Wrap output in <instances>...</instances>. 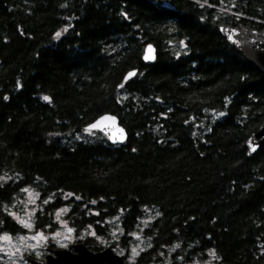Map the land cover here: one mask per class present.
<instances>
[{"label": "trees", "instance_id": "obj_1", "mask_svg": "<svg viewBox=\"0 0 264 264\" xmlns=\"http://www.w3.org/2000/svg\"><path fill=\"white\" fill-rule=\"evenodd\" d=\"M226 24L264 29V0H0V231L22 232L8 206L35 188L36 226L67 206L90 249L153 212L134 264H264V144H245L264 75ZM107 113L123 144L86 129Z\"/></svg>", "mask_w": 264, "mask_h": 264}, {"label": "rangeland", "instance_id": "obj_2", "mask_svg": "<svg viewBox=\"0 0 264 264\" xmlns=\"http://www.w3.org/2000/svg\"><path fill=\"white\" fill-rule=\"evenodd\" d=\"M47 201L49 200L41 198L35 188H25L14 196L8 206V212L22 226V232L12 234L0 231V264H32L28 262L27 256L44 258L47 246L68 249L69 247L66 248L68 244L80 242L84 233H77L67 223L65 218L68 211L67 206H60L50 214V219H52L50 225L46 224L42 228L36 226V213L43 210V204ZM153 215V212H148L146 218L144 217L138 228L129 234L124 244L119 241L121 231L117 220L110 222L111 237L109 239L98 238L97 241L101 243L102 247H109L115 254L122 256L125 262L134 264L137 256L148 246V240L142 232L144 225L152 219ZM178 257L180 258L176 262L168 260L164 264H217L211 252H207V256L203 260Z\"/></svg>", "mask_w": 264, "mask_h": 264}, {"label": "water", "instance_id": "obj_3", "mask_svg": "<svg viewBox=\"0 0 264 264\" xmlns=\"http://www.w3.org/2000/svg\"><path fill=\"white\" fill-rule=\"evenodd\" d=\"M218 28L227 42L264 75V29L247 24L240 26L226 24ZM155 57V46L151 43L146 44L143 60L152 62ZM135 73L136 70L129 71L124 79L132 78ZM86 129L103 133L112 144H123L127 139L125 128L119 124L118 118L110 113L99 116L87 125ZM245 144L250 153H255L264 144V125L258 126L247 137ZM52 251L54 253L48 254L45 258L27 256V260L32 264H129L109 247H102L93 252L82 242L71 244L68 249L53 248Z\"/></svg>", "mask_w": 264, "mask_h": 264}, {"label": "flooded vegetation", "instance_id": "obj_4", "mask_svg": "<svg viewBox=\"0 0 264 264\" xmlns=\"http://www.w3.org/2000/svg\"><path fill=\"white\" fill-rule=\"evenodd\" d=\"M70 245H71V243L68 244L66 248H68ZM85 246H86V245H85ZM86 247H87V246H86ZM53 248H58V247L55 246V247L50 248V247L47 246V247L45 248V256L48 255L49 253L53 254V253H54V252L52 251ZM87 248H88V247H87ZM88 249H90V248H88ZM90 250L93 251V252H96V251H98L99 249H90ZM45 256H44V257H45ZM123 260H124V259H123ZM124 262H125V260H124ZM126 263H127V262H126ZM129 264H131V263H129Z\"/></svg>", "mask_w": 264, "mask_h": 264}, {"label": "snow or ice", "instance_id": "obj_5", "mask_svg": "<svg viewBox=\"0 0 264 264\" xmlns=\"http://www.w3.org/2000/svg\"><path fill=\"white\" fill-rule=\"evenodd\" d=\"M59 35H60V33H57V36H59ZM44 99L47 101L49 98L47 96H45ZM253 151H255V149H253ZM41 238H43V237H41ZM5 239H7V237H5Z\"/></svg>", "mask_w": 264, "mask_h": 264}]
</instances>
